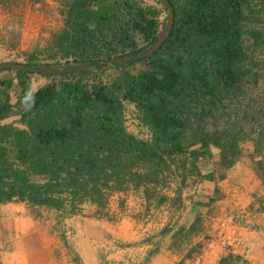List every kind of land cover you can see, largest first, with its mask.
I'll list each match as a JSON object with an SVG mask.
<instances>
[{"label":"trees","instance_id":"trees-1","mask_svg":"<svg viewBox=\"0 0 264 264\" xmlns=\"http://www.w3.org/2000/svg\"><path fill=\"white\" fill-rule=\"evenodd\" d=\"M170 2L174 27L151 56L125 62L158 40L167 25L161 9L141 0H71L64 27L52 38V63L42 65L36 55L26 61L70 71H0L15 75L0 80V207L23 203L66 219L91 206L93 218L113 222L114 196L141 194L149 210L169 203L158 192L176 182L181 210L182 185L190 177L213 180L201 173L199 160L212 159L216 150V165L230 170L248 143L264 185V95L254 89L263 66L250 55L252 46L264 44V30L256 27L264 21V0ZM118 59L123 63L105 66ZM87 63L89 69L71 71ZM32 75L49 82L35 90ZM128 106L149 138L129 131ZM13 117L17 123H5ZM202 224L200 214L191 225L168 224L144 241L151 248L139 264L161 252L160 237L182 253L203 232ZM62 240L74 263L84 264L65 235ZM202 247L192 246L186 258ZM242 260L230 252L219 264Z\"/></svg>","mask_w":264,"mask_h":264},{"label":"rangeland","instance_id":"rangeland-1","mask_svg":"<svg viewBox=\"0 0 264 264\" xmlns=\"http://www.w3.org/2000/svg\"><path fill=\"white\" fill-rule=\"evenodd\" d=\"M69 1L71 0H0V5L5 9L6 21L5 26L0 27V43L5 45V51L0 54V63L26 64L28 56L36 55L40 64H51L52 38L64 27V11ZM141 1L145 5L161 9L163 20L167 23L168 10L164 5L155 0ZM256 27L264 30V21L258 23ZM250 55L255 61L261 62L263 66L258 70L261 76L254 89L258 96L264 95V44L252 46ZM57 69L59 68L57 67ZM113 74L114 71H109L107 76ZM14 76L13 73L3 72L0 73V80ZM31 81L35 90L49 82L48 79L39 75H32ZM17 121L18 118L13 117L6 120L5 123L11 124L17 123ZM126 121L131 133L142 139L149 138L148 130L135 118L134 108L131 106H128ZM253 150L251 143L246 144L244 154L238 162L243 164L249 161L253 165L250 157ZM213 151L212 159L203 157L198 163L203 175H213L212 182L202 183L204 180L190 177L185 185H182L185 203H192L194 200L204 201L209 197L220 199L228 196L223 190V186H219V184L227 178L229 170L216 165L218 152ZM176 185L177 183L173 182L171 188L159 190L160 195L169 197L167 208L159 211L155 207L150 210H147V207L142 209L138 203L140 195L135 192L114 196L109 207L113 222L93 218L95 208L91 206L85 207L84 213L79 217L61 219L56 213L42 211L38 214L26 204L19 203L25 209L20 216L24 215L22 218L28 219L26 227L32 230V235L40 236L47 233L51 239L54 258L58 261L75 264L73 256L62 240V235H65L70 245L81 255L84 264H139L149 251V249L142 248L146 239L158 237L168 221L174 227L176 223H186L190 216V212L187 210L188 205L180 210L175 203ZM204 191L210 192L212 196L205 194ZM201 203L203 204V202ZM198 211L203 220L200 228L202 227L201 230L204 231L207 226L210 227L212 221L210 218H214L216 209L202 206ZM11 217V213L7 215L0 213V222ZM3 230L5 232L4 227ZM41 240L44 241V239ZM48 244L49 241L46 246ZM167 245H169V241L167 243L163 241V246ZM7 246L12 249L11 242ZM39 247L40 245L32 244V251ZM188 248V246L183 247V252Z\"/></svg>","mask_w":264,"mask_h":264},{"label":"crops","instance_id":"crops-1","mask_svg":"<svg viewBox=\"0 0 264 264\" xmlns=\"http://www.w3.org/2000/svg\"><path fill=\"white\" fill-rule=\"evenodd\" d=\"M5 23V9L0 5V27H4ZM4 51L5 45L0 43V54ZM205 182L212 181L204 180L202 183ZM221 185L228 195L225 198L209 197L207 200H194L192 203L184 201V207L188 205L187 210L190 212L186 221L189 225L195 221L199 214L198 210L202 207L198 205V202H203V206L208 209L215 208L216 214L214 218H210L212 220L210 227L207 226L199 236H196L192 245L182 253L174 252L169 242V245L163 246L161 252L149 264H178L182 260L184 264H219L220 260L230 252L243 259L236 264H264V185L262 181L253 165L247 161L243 164L238 162L230 169L227 178L219 184ZM204 192L211 195L210 192ZM139 195V206L142 209L146 208L148 206L146 200L141 194ZM152 207L158 211L167 208L166 205ZM24 210V206L19 203L0 207L2 215L9 213L12 215L11 218L0 222V264H68L67 261H58L54 258L51 239L47 233L40 236L32 235V230L26 227L28 219L22 218L24 215L20 216ZM158 239L162 244L163 241L166 243L169 241L168 237ZM48 241L49 244L46 246ZM9 242L12 243V249L7 246ZM198 243L203 245L201 253L193 259L186 258L188 250ZM32 244L40 245V247L32 251ZM142 248L148 250L151 246L144 243Z\"/></svg>","mask_w":264,"mask_h":264},{"label":"water","instance_id":"water-1","mask_svg":"<svg viewBox=\"0 0 264 264\" xmlns=\"http://www.w3.org/2000/svg\"><path fill=\"white\" fill-rule=\"evenodd\" d=\"M157 1L162 3V5H164L168 10V16L166 18V20H167L166 27L163 29L158 40L151 47H149L147 50H145L144 52L139 54L136 58L125 60V62L131 63L133 61H136L137 59H143L145 57L153 55L155 52H157L160 49V47L169 38L171 31L174 27V20H175L174 6L171 4L170 0H157ZM122 63H123V61L121 59L112 60V61H108L105 64V66H108L109 64H122ZM90 67H91V63H87V64L82 65V66L73 67V68H71V71H75V70L82 71V70L89 69ZM7 69L23 70V71H28V72H32V73L53 74V75L70 71L69 68H66V69H57V68L41 69V68H37V67L31 66V65L24 64V63H18V62L0 63V71L7 70Z\"/></svg>","mask_w":264,"mask_h":264}]
</instances>
